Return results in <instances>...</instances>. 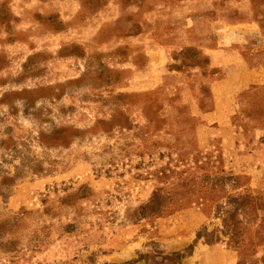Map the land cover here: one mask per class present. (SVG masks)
<instances>
[{
	"label": "rangeland",
	"instance_id": "obj_1",
	"mask_svg": "<svg viewBox=\"0 0 264 264\" xmlns=\"http://www.w3.org/2000/svg\"><path fill=\"white\" fill-rule=\"evenodd\" d=\"M253 21L264 0H0V264H176L199 243L264 264V184L200 147L191 108L204 49ZM228 123L264 143V85ZM193 249L180 264H206Z\"/></svg>",
	"mask_w": 264,
	"mask_h": 264
},
{
	"label": "crops",
	"instance_id": "obj_2",
	"mask_svg": "<svg viewBox=\"0 0 264 264\" xmlns=\"http://www.w3.org/2000/svg\"><path fill=\"white\" fill-rule=\"evenodd\" d=\"M220 31L218 44L204 49L215 73L214 79L209 83L206 109H201L195 101L191 104L192 115L200 124L197 129L198 142L201 148L217 142L230 166L243 168L253 175L255 185H263L264 143L259 140L258 127L253 128L247 140H243L246 138H236V133L228 122L232 117L236 97L252 86L264 85V61L261 60L264 55V32L255 21L232 25L226 30L223 26ZM186 215L195 216L197 219L179 225L187 232L203 221L199 213L194 214L191 211ZM190 239L191 236H188V240ZM215 252L220 258L215 259L214 264L234 262L230 255L232 252L223 250L218 244H197L190 259L211 264Z\"/></svg>",
	"mask_w": 264,
	"mask_h": 264
},
{
	"label": "trees",
	"instance_id": "obj_3",
	"mask_svg": "<svg viewBox=\"0 0 264 264\" xmlns=\"http://www.w3.org/2000/svg\"><path fill=\"white\" fill-rule=\"evenodd\" d=\"M263 222H264V220H263ZM223 225L225 228H227V226L224 222H223ZM237 228L238 227H236V226H232L230 229L227 228L228 231H225L224 233L229 235L230 237H236L239 233V231H237ZM197 239H198V236H197ZM212 243L213 242H207V244H212ZM193 247H194V245L191 246V248H189V251L186 254H181L180 252L171 253L168 256H165L164 260H168L169 262H175L176 264H180L181 260L185 256H190ZM134 263H135L134 261H131V262H126L125 264H134Z\"/></svg>",
	"mask_w": 264,
	"mask_h": 264
}]
</instances>
